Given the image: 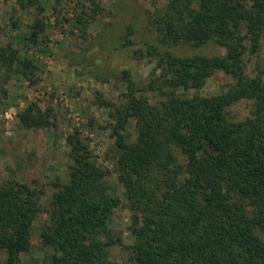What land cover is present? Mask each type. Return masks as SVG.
<instances>
[{"label": "trees", "instance_id": "16d2710c", "mask_svg": "<svg viewBox=\"0 0 264 264\" xmlns=\"http://www.w3.org/2000/svg\"><path fill=\"white\" fill-rule=\"evenodd\" d=\"M85 12L77 17L83 26ZM148 19L158 44L134 53L155 60L154 74L136 88L124 69V100H101L114 109V168L98 163L76 131L67 137L68 180L53 183L46 204L37 181L0 180V264H27L22 254L36 234L47 264H264V80L243 66L247 44L254 54L264 37V0H166ZM30 30L25 52L43 41L45 20L35 18ZM135 33L129 23L119 45L134 44ZM211 41L226 53L179 56L169 49ZM0 69L35 82L38 66L11 46L0 50ZM218 71L234 81L223 93L179 95L180 88L201 89ZM139 89L165 99L152 104L137 95ZM242 99L253 101L255 115L236 120L229 107ZM52 112L32 102L18 117L25 128L38 129L53 124ZM112 173L140 215L127 244L109 223L123 201L111 185ZM42 213L46 218L36 227ZM115 245L129 252L126 259L112 258Z\"/></svg>", "mask_w": 264, "mask_h": 264}, {"label": "rangeland", "instance_id": "374dc122", "mask_svg": "<svg viewBox=\"0 0 264 264\" xmlns=\"http://www.w3.org/2000/svg\"><path fill=\"white\" fill-rule=\"evenodd\" d=\"M0 0V50L3 47L19 49V56L26 57L38 66L35 82L16 72L0 69V113L9 110L8 119L0 116V180L16 178L20 181L43 185L41 201L46 204L54 190L53 183L66 182L69 174L67 137L78 132L89 144L94 158L110 169L114 168L116 137L112 134L113 108L101 100L120 104L128 92V81L120 77L121 71H130L136 88H144L152 77L155 60L137 59L134 50L145 48L146 43L158 44L150 26L149 16L161 9L166 0ZM42 8V9H41ZM82 10L85 26L78 22ZM35 18L45 20L43 41L25 52L26 37ZM133 23L136 33L132 45L121 46L127 25ZM179 56L223 55L226 48L216 42L194 47L188 44L169 48ZM244 55L243 66L250 76L264 80V37L258 51ZM119 76V77H118ZM231 75L218 71L210 76L199 90L178 91L181 96L198 93L212 96L226 91L233 83ZM138 96L157 104L165 96L156 91L139 89ZM36 102L46 111L53 108L49 127L28 129L18 117V112ZM231 116L244 120L255 115L252 100L242 99L229 107ZM132 120V119H131ZM129 135L137 134L132 120ZM111 185L122 197V204L110 217V225L122 232L125 244L131 241L132 227L140 222V215L126 203L123 187L114 173ZM46 218L40 214L35 221ZM114 260L125 259L129 252L115 245L111 248ZM27 264H47L48 252L37 234L29 252L22 254Z\"/></svg>", "mask_w": 264, "mask_h": 264}, {"label": "built area", "instance_id": "2783aa9c", "mask_svg": "<svg viewBox=\"0 0 264 264\" xmlns=\"http://www.w3.org/2000/svg\"><path fill=\"white\" fill-rule=\"evenodd\" d=\"M0 116H1L2 118L8 119V118L11 117V114H10V111H9V110H6V111L0 113Z\"/></svg>", "mask_w": 264, "mask_h": 264}]
</instances>
